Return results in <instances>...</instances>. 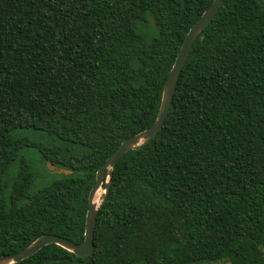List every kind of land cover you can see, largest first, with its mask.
Listing matches in <instances>:
<instances>
[{
  "label": "trees",
  "instance_id": "1",
  "mask_svg": "<svg viewBox=\"0 0 264 264\" xmlns=\"http://www.w3.org/2000/svg\"><path fill=\"white\" fill-rule=\"evenodd\" d=\"M212 2L0 0V255L84 240L97 170L155 122ZM94 241L12 264H264V0H223L195 39L163 127L114 168Z\"/></svg>",
  "mask_w": 264,
  "mask_h": 264
},
{
  "label": "water",
  "instance_id": "2",
  "mask_svg": "<svg viewBox=\"0 0 264 264\" xmlns=\"http://www.w3.org/2000/svg\"><path fill=\"white\" fill-rule=\"evenodd\" d=\"M222 2L223 0H213L212 4L192 25L187 35L185 36L176 60L168 74L167 81L163 90L161 107L155 122L150 127L126 138L97 170L96 182L89 193V208L86 215L84 240L82 242H74L73 240L58 234L44 233L21 250L9 254L0 255V264H12L24 260L38 252L44 246L52 243L58 244L66 248L67 250L72 251L79 257L89 256L94 253L96 248L94 235L97 225L98 211L101 205H103L108 198L112 182L113 170L118 160L128 151L138 150L143 145L149 143L163 127L176 91L180 72L188 58L191 47L195 39L216 16ZM48 167L52 171L63 173L72 172V170L66 168H58L51 162H48ZM101 188L104 189V194L101 201L99 203H96L94 199L99 189ZM85 264L91 263L86 262Z\"/></svg>",
  "mask_w": 264,
  "mask_h": 264
},
{
  "label": "bare ground",
  "instance_id": "3",
  "mask_svg": "<svg viewBox=\"0 0 264 264\" xmlns=\"http://www.w3.org/2000/svg\"><path fill=\"white\" fill-rule=\"evenodd\" d=\"M101 190H103L102 188L101 189H99V191H98V193L96 194V197H95V202L96 203H99L100 202V199H101V197H100V195H101ZM102 196V195H101Z\"/></svg>",
  "mask_w": 264,
  "mask_h": 264
},
{
  "label": "rangeland",
  "instance_id": "4",
  "mask_svg": "<svg viewBox=\"0 0 264 264\" xmlns=\"http://www.w3.org/2000/svg\"><path fill=\"white\" fill-rule=\"evenodd\" d=\"M103 189V188H102ZM102 192H101V195H100V197H101V199H102V197H103V194H104V189L103 190H101ZM101 199H100V201H101ZM215 264H230L229 262H221V263H215Z\"/></svg>",
  "mask_w": 264,
  "mask_h": 264
}]
</instances>
